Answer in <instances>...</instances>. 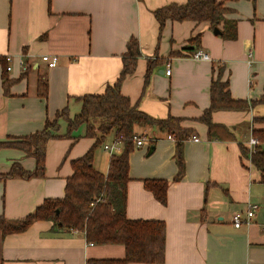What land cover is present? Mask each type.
<instances>
[{"label": "crops", "instance_id": "obj_1", "mask_svg": "<svg viewBox=\"0 0 264 264\" xmlns=\"http://www.w3.org/2000/svg\"><path fill=\"white\" fill-rule=\"evenodd\" d=\"M186 2L0 0V140L34 136L65 107L71 117L78 114L82 103L77 97L103 93L116 82L128 42L136 37L141 54L135 72L122 82V93L153 118H180L191 135L181 144L185 171L177 178L176 140L157 127L137 128L144 144L133 145L129 155L128 217L165 222V261L158 264H264V182L241 151L242 144L253 148V129L264 128V122L255 121L264 117V0L225 2L230 9L226 18L237 21L236 39L216 34L209 22L189 20L168 21L161 32L153 12ZM217 27L222 31V25ZM197 34L198 46L190 41ZM199 48L211 60L194 59ZM6 54L14 56L11 71L4 66ZM44 54L58 55L57 65L49 68L41 59ZM20 59L31 66L26 73ZM149 60L155 61L150 73ZM40 76L48 81L45 97L38 93ZM219 76L233 98L258 101L247 109L213 111L211 137L202 117L211 103V83ZM115 138L112 132L96 144L81 125L70 137L50 139L45 177L0 181V217L23 218L47 198L64 197L72 161L93 146L95 168L107 173L113 153L105 145ZM260 146L264 149V143ZM14 163L36 169L34 154L1 148L0 173L9 172ZM150 178L167 180L166 204L145 186ZM253 203L259 205L256 215L235 227L233 213ZM125 254L123 244H95L85 232L54 228L50 220H36L23 232L0 230V264H88Z\"/></svg>", "mask_w": 264, "mask_h": 264}, {"label": "trees", "instance_id": "obj_2", "mask_svg": "<svg viewBox=\"0 0 264 264\" xmlns=\"http://www.w3.org/2000/svg\"><path fill=\"white\" fill-rule=\"evenodd\" d=\"M226 1L228 0H187L184 4L170 3L156 9L153 14L159 23L161 32L168 21L189 20L196 23L209 22L213 28L222 25V37L236 39L237 21L226 18L225 14L230 10L225 5ZM190 41L198 46L201 42V35L197 34ZM140 54L138 39L131 37L127 52L123 57V69L116 82L109 84L103 93L77 97V100L82 103L78 114L71 117L68 107H65L57 112L53 120L48 119L44 128L34 136L19 140H0V149L19 147L28 154H34L36 158L34 172L24 169L19 163H14L9 172L0 173L1 181L8 178L45 177L49 140L64 136L70 137L81 125L86 126V136L97 139L96 144L102 143L112 132L116 137L123 135L122 151L112 155L107 173L95 168V147L93 146L82 157L72 161L74 172L67 179L64 197L47 198L35 211L23 218L9 219L1 216L0 230L4 234L23 232L36 220H50L53 221L54 228L85 232L89 242L125 246L124 258L90 259L88 264H158L165 261V222L157 219H131L127 215V185L130 181L129 155L134 148V137L139 136L137 128L140 126H153L167 131L170 135H174L177 143L179 164L177 178H181L185 171L181 144L191 135V131L181 126L180 118L156 119L151 117L143 112L137 103H132L131 99L122 93V82L127 75L135 72ZM154 62L149 60L148 73L155 64ZM4 66L6 69V63ZM30 68L31 66L28 65V70ZM7 83L5 79L4 84L7 85ZM47 90V77L40 76L39 95L45 97ZM6 91L8 92V89ZM210 95L211 103L202 119L209 126L211 137L215 134L213 129L216 127L211 120L213 111L247 109L258 101L233 98L228 82L222 81L220 76L212 81ZM262 102H264V97ZM255 121L264 122V117H257ZM63 129L65 133L61 134ZM253 137L260 143H264V128H254ZM33 139H35L34 143ZM260 143L252 149L242 144L241 151L243 156L249 157L253 165L261 172L264 182V149ZM144 182L147 189L153 192L161 203H167V180L150 178Z\"/></svg>", "mask_w": 264, "mask_h": 264}, {"label": "built area", "instance_id": "obj_3", "mask_svg": "<svg viewBox=\"0 0 264 264\" xmlns=\"http://www.w3.org/2000/svg\"><path fill=\"white\" fill-rule=\"evenodd\" d=\"M249 58H253V52L250 51L248 53ZM192 57L197 60H211V56L209 53H207L202 48L197 49L193 52ZM6 61V70L11 71L13 69V63H14V56L12 54H6L4 56ZM41 59L47 64L49 68H52L57 65V62L59 60V56L56 54H44L41 56ZM1 62V57H0ZM20 67L22 68L23 72H26L28 70V64L24 59L19 60ZM167 75L171 74V64H168V69L166 71ZM169 138L172 140H175V137L173 135H169ZM192 139L194 141H200V138L196 135L192 136ZM122 140L123 135H120L114 139L112 143L106 144L105 148L109 149V151L113 154L120 153L122 150ZM144 144V139L140 136H135L133 139V145L135 147L142 146ZM249 144L251 147H255L259 144V141L252 137L249 141ZM259 205L256 203L250 204L247 207L246 211H235L232 215V222L235 225V227H241L243 223L249 221L256 215V211L258 210Z\"/></svg>", "mask_w": 264, "mask_h": 264}, {"label": "water", "instance_id": "obj_4", "mask_svg": "<svg viewBox=\"0 0 264 264\" xmlns=\"http://www.w3.org/2000/svg\"><path fill=\"white\" fill-rule=\"evenodd\" d=\"M214 32H215L216 34H221V31L218 29V27L215 28Z\"/></svg>", "mask_w": 264, "mask_h": 264}]
</instances>
